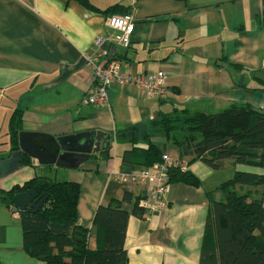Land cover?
Segmentation results:
<instances>
[{
	"label": "crops",
	"instance_id": "obj_1",
	"mask_svg": "<svg viewBox=\"0 0 264 264\" xmlns=\"http://www.w3.org/2000/svg\"><path fill=\"white\" fill-rule=\"evenodd\" d=\"M88 1L100 11L115 4L130 10L129 48L106 47L113 48L125 75L162 71L164 92L146 98L133 85L112 83L106 105H82L94 83L88 62L96 55L95 39L112 34L108 17L68 0H0V159L10 154L8 122L17 108L23 110L22 131L53 137L98 131L110 137L108 158L100 156L104 151L94 153L76 170L31 162L3 177L0 189L22 186L38 174L76 182L77 224L91 230L99 206L126 192L141 196L139 205L154 187L116 178L125 170L127 147L117 139L119 132L172 107L212 114L244 104L264 113V0ZM160 148L176 161L175 147L161 142ZM188 160L183 167L199 184L168 183L163 211L150 214L141 207L139 218L132 204L124 205L127 264H200L209 198L212 192L222 198L216 192L221 177L200 161L187 165ZM226 170L233 175L234 169ZM88 247L95 249L93 235ZM0 264H44L24 251L18 214L1 200Z\"/></svg>",
	"mask_w": 264,
	"mask_h": 264
},
{
	"label": "trees",
	"instance_id": "obj_2",
	"mask_svg": "<svg viewBox=\"0 0 264 264\" xmlns=\"http://www.w3.org/2000/svg\"><path fill=\"white\" fill-rule=\"evenodd\" d=\"M68 1L108 18L130 11L119 4L100 11L88 0ZM112 50L109 48L107 59H116ZM22 118L20 108L9 118L10 154L3 160L19 150ZM119 133L117 139L127 145L122 154L123 171L166 165L167 183L196 186L199 180L181 171L185 158H189L187 165L200 161L214 171L234 169L232 177L216 189L222 198L215 199V192L210 194L200 264H264V113L244 104H232L212 114L172 107ZM161 142L175 147L176 161H165ZM100 156L108 158L110 151ZM31 162L22 155L19 167L32 166ZM30 189L38 198H47L35 212H17L23 249L29 256L44 264H127L124 240L128 210L124 205L132 204V213L142 218L144 210L138 205L141 196L126 192L121 200L99 206L89 230L77 224L78 183L58 182L38 174L22 186L0 189V200L13 210L14 195ZM90 235L94 236L93 250L88 247Z\"/></svg>",
	"mask_w": 264,
	"mask_h": 264
},
{
	"label": "built area",
	"instance_id": "obj_3",
	"mask_svg": "<svg viewBox=\"0 0 264 264\" xmlns=\"http://www.w3.org/2000/svg\"><path fill=\"white\" fill-rule=\"evenodd\" d=\"M107 27L112 34L99 35L95 39L94 47L96 55L88 62L92 72L94 83L81 101L84 106H104L107 104V90L112 83L120 86L133 85L139 93L147 98L162 95L164 92V74L162 71L144 75H125L121 69V63L117 59H107V45H114L126 49L130 45L133 33V17L130 14L114 15L107 19ZM165 161L170 160L164 157ZM177 163V162H175ZM173 164L174 166L177 164ZM181 171H185L181 167ZM166 165L155 166L149 169L137 171H123L116 178L123 184L153 183V190L147 193L146 199L139 201L140 207L153 214L163 211L166 207L165 195L167 189ZM146 196V195H145Z\"/></svg>",
	"mask_w": 264,
	"mask_h": 264
},
{
	"label": "water",
	"instance_id": "obj_4",
	"mask_svg": "<svg viewBox=\"0 0 264 264\" xmlns=\"http://www.w3.org/2000/svg\"><path fill=\"white\" fill-rule=\"evenodd\" d=\"M109 140V135L98 131L59 137L21 131L18 134L19 150L12 152L7 160L0 161V179L19 169L22 155H26L40 166L76 170L92 154L107 151L110 146ZM46 198L47 195L38 198L33 190H26L14 195L13 210L16 213L35 212L42 207Z\"/></svg>",
	"mask_w": 264,
	"mask_h": 264
},
{
	"label": "rangeland",
	"instance_id": "obj_5",
	"mask_svg": "<svg viewBox=\"0 0 264 264\" xmlns=\"http://www.w3.org/2000/svg\"><path fill=\"white\" fill-rule=\"evenodd\" d=\"M164 74V73H163ZM165 83V74H164V82ZM222 171V172H221ZM217 173H219L220 176H218L217 178L221 177L220 182H224L226 180H228L229 178H231L232 173L230 174L227 170H216ZM44 173V172H43ZM230 174V175H229ZM2 179V178H1ZM0 179V181H1ZM218 195L214 194V198L217 199Z\"/></svg>",
	"mask_w": 264,
	"mask_h": 264
}]
</instances>
